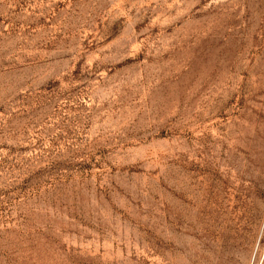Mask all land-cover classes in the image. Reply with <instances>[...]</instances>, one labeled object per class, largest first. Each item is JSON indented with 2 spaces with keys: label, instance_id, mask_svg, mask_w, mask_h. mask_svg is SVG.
<instances>
[{
  "label": "rangeland",
  "instance_id": "374dc122",
  "mask_svg": "<svg viewBox=\"0 0 264 264\" xmlns=\"http://www.w3.org/2000/svg\"><path fill=\"white\" fill-rule=\"evenodd\" d=\"M0 264H264V0H0Z\"/></svg>",
  "mask_w": 264,
  "mask_h": 264
}]
</instances>
